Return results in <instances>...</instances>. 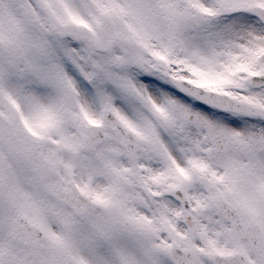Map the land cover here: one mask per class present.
<instances>
[{"label":"snow or ice","instance_id":"6c2138e0","mask_svg":"<svg viewBox=\"0 0 264 264\" xmlns=\"http://www.w3.org/2000/svg\"><path fill=\"white\" fill-rule=\"evenodd\" d=\"M0 264H264V0H0Z\"/></svg>","mask_w":264,"mask_h":264}]
</instances>
